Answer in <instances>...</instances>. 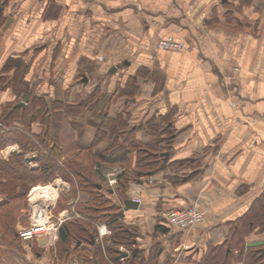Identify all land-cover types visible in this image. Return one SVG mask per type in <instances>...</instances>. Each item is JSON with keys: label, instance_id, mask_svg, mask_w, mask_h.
<instances>
[{"label": "crops", "instance_id": "1", "mask_svg": "<svg viewBox=\"0 0 264 264\" xmlns=\"http://www.w3.org/2000/svg\"><path fill=\"white\" fill-rule=\"evenodd\" d=\"M167 38L185 50H158ZM0 79V113L23 101L22 90L60 107L81 106L98 93L81 114L60 118L67 137L59 129L57 139L76 144V154L90 148L104 117L141 145L164 139L165 124L171 128L170 140L155 145L157 168L137 175L134 152L123 166L93 168L104 183L108 170H123L121 188L110 192L120 222L137 230L138 264L152 257L153 264L200 263L264 195V0H0ZM16 91L22 100L15 101ZM1 131L9 129L0 123ZM20 154L17 144L6 145L0 162ZM36 155L23 154L29 169ZM71 178L72 200L85 204L87 194ZM135 199L138 209L125 211L124 201ZM8 202L0 196L2 207ZM192 204L204 224L166 229L167 211ZM243 242L264 252V230ZM55 243L0 235V264H85L80 251L57 261ZM83 251L91 257V248Z\"/></svg>", "mask_w": 264, "mask_h": 264}, {"label": "trees", "instance_id": "2", "mask_svg": "<svg viewBox=\"0 0 264 264\" xmlns=\"http://www.w3.org/2000/svg\"><path fill=\"white\" fill-rule=\"evenodd\" d=\"M241 1L248 3L249 0ZM23 93L29 98L28 108H16L15 102H13L4 105L1 109L0 123L9 131L0 132V149L6 145L17 144L22 153L29 149L36 150L37 167L29 169L23 162V154L12 155L7 163L0 162V196L9 199L6 206L0 205L1 237L3 239L12 238L16 235L17 220L19 221L20 212L25 206L26 191L31 183L53 180L58 175L73 184L71 178L73 177L77 189L85 192L89 199L85 204L77 203L75 205L74 210L79 219L67 220L58 228L55 243L56 260H66L72 254L78 253L77 244L74 247L71 244L80 241L84 249H92L91 257L84 256L83 250L80 251L81 255L78 254L85 264H93V262L109 264L108 260L116 264L118 252L115 249L106 247L105 256L100 245L95 243L91 245V239H95L97 235L94 224L101 220L104 221L103 223L111 233L108 240L115 246L133 244L138 233L135 228L125 226L120 222L121 207L113 199L106 182L104 183L96 175L93 168L98 164L123 166L127 155L131 152L136 154L134 169L137 175L157 168L160 163L154 153L155 145L162 140L165 142L170 140L171 128L165 124L166 126L162 127L164 139H158L151 145H141L131 138L130 129L128 130L122 125L117 126L112 120L104 117L93 144L85 151V154L80 155L75 153L76 144L70 143L68 146H63L57 139L59 129L64 130L60 118L63 115L67 117L68 115L81 114L80 112L85 107L96 102L99 98L98 93L86 98L81 106L73 107H60L57 102H45L42 96H34L28 90H24ZM34 122H39L38 128H31V124ZM62 134L65 135L66 131H62ZM164 154H160L161 158L164 157ZM61 159H63V163L59 161ZM190 176L192 175H189L187 179ZM122 184V181L118 183V190ZM74 192L75 190H73ZM122 195V191L118 193L120 201L124 199ZM63 210L65 209L57 204L54 212L58 214ZM262 230H264V195L252 204L243 217L238 219L229 240L220 246L207 249L200 263L197 264H264V252L245 249L243 242L248 235ZM152 258L154 260V257ZM139 262L138 254L135 251H132L126 259V264H138ZM150 262L149 260V264H151Z\"/></svg>", "mask_w": 264, "mask_h": 264}, {"label": "built area", "instance_id": "3", "mask_svg": "<svg viewBox=\"0 0 264 264\" xmlns=\"http://www.w3.org/2000/svg\"><path fill=\"white\" fill-rule=\"evenodd\" d=\"M157 49L167 52H182L185 46L181 43L174 41L171 38L160 40L157 44ZM101 60V59H99ZM123 172L121 169H111L105 173L107 186L113 191L117 186V177ZM70 192L69 183L61 177L56 176L51 182L44 185H37L33 187L27 196V221L26 227H21L16 231V238L24 244H30L33 241L43 239L46 246H52L57 240L58 228L73 214L79 217L74 206L77 200H73L69 204V210H65L57 215L52 214L56 207L59 197L63 194ZM35 193L43 196L48 203V207L35 211V204L32 202L31 197ZM139 203L138 199L134 200ZM205 219L197 204L190 205L187 209L178 210L171 209L164 214V226L171 230L187 231L198 225L204 224ZM96 239L95 242L100 243L103 248L104 240L109 237L110 231L108 228L99 223L95 224ZM118 252L127 253L123 247H119ZM125 258L119 257L118 262L124 264ZM109 264H115L108 260Z\"/></svg>", "mask_w": 264, "mask_h": 264}, {"label": "rangeland", "instance_id": "4", "mask_svg": "<svg viewBox=\"0 0 264 264\" xmlns=\"http://www.w3.org/2000/svg\"><path fill=\"white\" fill-rule=\"evenodd\" d=\"M10 66V65H9ZM8 66V67H9ZM17 74H20V73H17ZM20 78V76H18V75H16L15 76V82L14 83H18V79ZM4 83H5V81L3 80V79H0V84H2L1 85V87L4 85ZM24 90H22V92H23ZM22 92L20 93V91H16V94H17V96H18V98H15V101H19V100H22V98L23 97H21V95H22ZM20 102V101H19ZM33 142H35V140H33ZM20 149V148H19ZM20 151H21V149H20ZM21 153H22V151H21ZM24 154V153H23ZM36 157H37V155H36ZM35 157V158H36ZM29 159V158H28ZM61 163H63V160H59ZM24 162V161H23ZM30 163V162H29ZM61 177V176H60ZM52 181V179L51 180H49V181H46V182H43V181H37V182H34L33 184L31 183L30 185H29V188H28V190L26 191V201H25V206L23 207V209L21 210V212H20V218H19V221L17 220V224L19 223V225H17L16 227H15V230L17 231L19 228H21V227H26L27 226V224H28V221H27V211H28V204H27V196H28V192L33 188V187H35V186H37V185H44V184H46V183H49V182H51ZM72 197H73V191H71L70 193H67V194H63L62 196H61V198H60V200H58L59 201V203H57L58 204V206H60V207H62L63 209H68V205L70 204V202H71V200H72ZM56 204V205H57ZM56 208V207H55ZM179 210V209H178ZM181 210H184V209H181ZM55 209L53 210V212H52V214H54L55 212ZM72 218H76V219H79V217L77 218L75 215H71L67 220H70V219H72ZM66 220V221H67ZM102 221V220H101ZM104 222V221H103ZM102 222V223H103ZM190 229H192V228H190ZM190 229H188L187 231H189ZM15 231V232H16ZM183 232V231H182ZM111 235V234H110ZM109 235V236H110ZM97 236V235H96ZM109 237H107L106 238V240L104 241V243H103V250H104V254H105V256H106V253H105V249H106V247H112L113 249H115L116 251H118V249H119V247H123L124 248V251L125 252H127V253H131L132 251H133V249L135 248V246L133 245V244H131V245H128V246H123V245H120V246H115V245H113L112 244V242H110L109 240ZM95 240V239H94ZM55 243V242H54ZM75 244H79V246H76V248H77V252L78 251H82L84 248L81 246L82 245V243H80V241L79 242H77V243H73L72 242V246L74 247L75 246ZM95 244H97V245H100V243H96L95 242ZM54 244H52V246H53ZM51 247V246H50ZM77 258H78V256H76ZM67 260V259H66ZM71 261H73V259L71 260ZM150 263L151 264H153V259H150ZM116 262V264H120L119 262H118V260L117 261H115ZM124 264H126V260L124 261Z\"/></svg>", "mask_w": 264, "mask_h": 264}, {"label": "water", "instance_id": "5", "mask_svg": "<svg viewBox=\"0 0 264 264\" xmlns=\"http://www.w3.org/2000/svg\"><path fill=\"white\" fill-rule=\"evenodd\" d=\"M9 26V21L7 22V24L5 25V27H8ZM28 101V96L25 95L24 98H23V101L22 102H19L15 105L16 108H24L25 107V104L27 103ZM168 155L165 153L164 154V159L167 158ZM123 206H124V210L125 211H136L138 209V203L133 201V200H126L124 201L123 203ZM38 244L41 246V247H44L45 246V241L43 239H40L38 241ZM94 244V241L93 239H91V245ZM123 256H126V255H123Z\"/></svg>", "mask_w": 264, "mask_h": 264}, {"label": "bare ground", "instance_id": "6", "mask_svg": "<svg viewBox=\"0 0 264 264\" xmlns=\"http://www.w3.org/2000/svg\"><path fill=\"white\" fill-rule=\"evenodd\" d=\"M31 200L35 204V211H41V209H45L48 207V203L45 198L38 193L32 195Z\"/></svg>", "mask_w": 264, "mask_h": 264}]
</instances>
